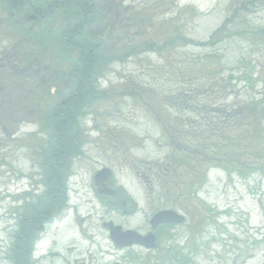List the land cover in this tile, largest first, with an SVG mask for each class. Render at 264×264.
Segmentation results:
<instances>
[{
    "label": "rangeland",
    "instance_id": "rangeland-1",
    "mask_svg": "<svg viewBox=\"0 0 264 264\" xmlns=\"http://www.w3.org/2000/svg\"><path fill=\"white\" fill-rule=\"evenodd\" d=\"M87 1L86 32L108 61L88 86L79 155L58 185L69 204H93L75 208L82 225L64 204L63 221L45 225L31 208L49 190V119L78 56L58 35L74 17L42 20L0 0V264H13L23 218L45 238L38 260L22 263L264 264V0ZM103 168L133 216L95 199ZM163 210L185 221L160 230L153 250L117 248L102 227L146 233Z\"/></svg>",
    "mask_w": 264,
    "mask_h": 264
},
{
    "label": "trees",
    "instance_id": "trees-1",
    "mask_svg": "<svg viewBox=\"0 0 264 264\" xmlns=\"http://www.w3.org/2000/svg\"><path fill=\"white\" fill-rule=\"evenodd\" d=\"M6 1V0H5ZM11 1L12 3H22L26 4L27 8L31 9V13H34L35 16L39 17L42 20H46L42 18L41 15H45L48 18L51 16V13L57 12L58 10H68V12L75 18L76 27L73 30L74 31V38L72 40V44L74 48L78 51L77 56V63L80 64L79 60L81 58L85 59L83 61V64L88 67V69L92 73H96L97 68L96 66H101L102 64H107L108 60L103 56L105 54H102L101 48L93 49L94 37L87 38L86 36V29L89 21L87 19V14L91 13V7L92 5L87 0H49V2L46 1V3H36L33 4L32 0H7ZM30 1V2H28ZM68 21H66L67 23ZM216 31V33H218ZM68 32H70L69 25H65V27L62 29L61 33L62 36L66 39L68 38ZM213 35V36H214ZM59 38V37H58ZM60 38L61 35H60ZM92 43V44H90ZM92 50L93 57L91 56V53L89 51ZM88 59L92 60V62L88 63ZM82 82H85V84L78 85V90L76 93V97L78 100L75 103V110L73 111H60L55 110L52 112V115L49 119V130H50V140H49V147L48 152L49 154L43 155L42 159V167L45 169V184L47 188L49 189L46 191L47 195L50 193L51 195H54L53 197L50 196H44L41 201L39 202V206L35 204L33 208H31L33 215L42 214L43 216H46L47 218H51L52 215L58 214L59 208H61L64 204V187L60 189V185L58 183L62 181L64 176L65 168L63 164H61L62 160L65 158L64 154L60 156L59 158H54L55 152H61L65 151V147H69L70 152L73 154V152H77V148L74 146L73 140H78L80 136V131L77 126V119L82 114L83 105L85 101H82L81 97L88 96L85 91L88 89L87 82H92V78L88 79L87 76H83V78L79 79ZM85 85V86H84ZM90 85V83H89ZM61 107V106H60ZM56 163L58 165H56ZM52 199L53 202H57L58 206L57 208L50 207L46 205V199ZM50 199V200H51ZM30 208V207H29ZM26 215H28V211H25ZM29 216V215H28ZM34 230V228H33ZM32 231V230H31ZM30 231V232H31ZM27 231L26 233L29 235L30 233ZM33 233V232H32ZM17 239L22 234L21 231L17 233ZM16 239V240H17ZM34 238L29 235L24 237V240L19 243H15L16 248L20 247V250L18 249L15 252V256L11 257V261L13 264H28V261L25 263H22L25 259L29 260V252L31 250V243L33 242ZM28 255V256H27Z\"/></svg>",
    "mask_w": 264,
    "mask_h": 264
},
{
    "label": "flooded vegetation",
    "instance_id": "flooded-vegetation-1",
    "mask_svg": "<svg viewBox=\"0 0 264 264\" xmlns=\"http://www.w3.org/2000/svg\"><path fill=\"white\" fill-rule=\"evenodd\" d=\"M3 3L5 5H7L8 10L11 7V8L19 9V12H23L20 10H22V8H25V7H22L23 4H17L14 2L12 3L11 1H7V0L6 1L3 0ZM66 24H67V26L69 25V29H70V32H68V38L66 39L65 37L62 36V33H60V35L62 37L60 39H62L63 44H64L63 46H65L64 48L68 52L69 48L76 49V48H74V46L72 44L73 43L72 40L74 38V31L73 30L76 27L75 18L73 19V21L68 20V22L65 23V25ZM65 25L63 26V28L65 27ZM85 29L87 30V27H85ZM85 37L90 38L91 36L88 35V33L86 32ZM60 39H58V40H60ZM90 44H92V43H90ZM93 45H94L93 49L98 48L97 43H93ZM89 53H91V56H89V57H93L92 50H90ZM79 61H80L79 62L80 64L77 63V65L75 67H73L72 69H70L67 73L68 82H70L72 84V86L70 87V90L68 89L69 91L65 95H63V98L61 99V101L55 105V108H54L55 110L67 111V113H68V111L75 110V103L78 100V98L76 97V93H77V90L79 88L78 85L85 84V82L81 83V81L79 79L83 78V76H87L88 79H91V78H93V75H96V73H92L88 69V67L83 64V61H85V59L81 58ZM89 62H92V60L88 59V63ZM95 68L99 69V68H101V66H96ZM89 83L90 82H87V86H89ZM85 93L91 94V92L88 89L85 91ZM79 99H81L82 101H87L89 99V97L83 96ZM63 154L65 156V158L61 162V164H63V165H66L70 159L73 160L76 157H78V155H79L78 151L73 152V154H72L69 150V147H65V151H61L59 153L55 152L54 158L57 159L60 156H62ZM56 165H58V164L56 163ZM96 174L93 177L91 186H92V189L95 191L94 195H95V199L98 201V203L99 204H103L104 202L107 203L105 205L108 206L111 210H117L116 205L119 204L121 209H122L121 214H122L123 218H129V217L133 216L136 213V209H134L135 208L134 202L132 201L131 198L128 197L127 191H125V190L122 191L121 189H119L113 185L114 176H113L112 171L110 170L109 176H107L106 181L100 182L98 184H96V182H95ZM48 196L54 198L53 194L51 195L49 193ZM50 199L46 200V205L50 206L52 208H54V207L57 208V206H58L57 202H53V200L52 199L50 200ZM20 218H21V216H20ZM37 218H39V217H37ZM63 219H64V216L62 217L61 220H63ZM47 221H49V218H46L44 220V222H47ZM109 223H112V222L109 221ZM81 225H82V223H81ZM17 226H18V231H21V233H22L18 238V242H19V244H21L20 242L24 240V237H26V238H27V236L29 237V235L26 232L33 230V228H32V226H29L26 224V218L21 219L19 221V223H17ZM102 227L108 233V229L105 228L104 225H102ZM164 228H165V226L164 227L160 226L159 228H157V230L154 233L156 236V239H158L159 231L164 229ZM128 230H131V229H128ZM134 232H137L138 234H140L142 236H145L146 234L149 233V232L141 233L139 231H134ZM133 247H138L140 249H144V248L139 247V246H133Z\"/></svg>",
    "mask_w": 264,
    "mask_h": 264
},
{
    "label": "water",
    "instance_id": "water-1",
    "mask_svg": "<svg viewBox=\"0 0 264 264\" xmlns=\"http://www.w3.org/2000/svg\"><path fill=\"white\" fill-rule=\"evenodd\" d=\"M107 176H109L108 170H101L95 176L96 184L106 181ZM184 221L185 217L175 211H160L149 220L151 232L146 236H141L131 230L122 231L121 227L114 226L111 223L106 224L105 226L109 229L110 239L117 247L123 248L138 245L146 249H154L156 247V238L153 231H155L160 225H180L184 223Z\"/></svg>",
    "mask_w": 264,
    "mask_h": 264
}]
</instances>
